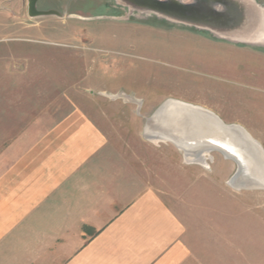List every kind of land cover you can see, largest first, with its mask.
<instances>
[{"label": "rangeland", "instance_id": "obj_1", "mask_svg": "<svg viewBox=\"0 0 264 264\" xmlns=\"http://www.w3.org/2000/svg\"><path fill=\"white\" fill-rule=\"evenodd\" d=\"M255 2L264 12V0ZM112 3L0 0V117L10 125L18 116L23 125L47 111L57 117L74 108L85 111L114 131L113 141L126 154L144 162L156 193L185 222L226 224L240 245L232 258L239 253L249 264H264V189L249 185L253 177L235 187L244 181H229L236 165L219 153L186 161L170 143H152L142 134L153 111L174 99L240 125L264 148V53L253 50L264 45L214 40L163 22L146 25L163 18L144 9L122 6V16H102ZM149 4L162 15L198 20ZM47 11L53 12L36 15ZM237 11L251 12L245 4ZM251 29L241 23L236 30ZM254 33L250 40L264 44V22Z\"/></svg>", "mask_w": 264, "mask_h": 264}, {"label": "crops", "instance_id": "obj_2", "mask_svg": "<svg viewBox=\"0 0 264 264\" xmlns=\"http://www.w3.org/2000/svg\"><path fill=\"white\" fill-rule=\"evenodd\" d=\"M111 2L106 15L122 16ZM11 120L0 117V264H249L232 258L226 224L185 222L85 111Z\"/></svg>", "mask_w": 264, "mask_h": 264}, {"label": "water", "instance_id": "obj_3", "mask_svg": "<svg viewBox=\"0 0 264 264\" xmlns=\"http://www.w3.org/2000/svg\"><path fill=\"white\" fill-rule=\"evenodd\" d=\"M114 1L125 6L128 10L150 11L164 20L206 31L216 38L244 44L264 45L250 42L254 32L259 30L260 25L264 22V12H260L255 7L257 5L255 0H125V3ZM150 2L161 8L175 10L180 14L198 16V20L188 21L184 18L175 16L172 18L165 14H159L148 8L151 6ZM244 4L251 10L250 13L245 14L237 11V7ZM30 5H32L31 1H29ZM52 12L47 11L36 15H49ZM241 23L246 28L248 24H251L252 31L242 34V31L236 30ZM142 134L144 138L147 135H153L154 138L170 143L182 153L202 150L227 153V159H231L236 165V170L229 181H245L248 178L247 173L254 169L244 167V163L247 159L252 160L255 152L258 151L257 154L264 161L263 149L243 127L226 124L207 109L174 99L165 100L153 111L145 121ZM258 178V180H262L261 177ZM253 179L252 182L255 181ZM257 189L264 188L257 187Z\"/></svg>", "mask_w": 264, "mask_h": 264}, {"label": "bare ground", "instance_id": "obj_4", "mask_svg": "<svg viewBox=\"0 0 264 264\" xmlns=\"http://www.w3.org/2000/svg\"><path fill=\"white\" fill-rule=\"evenodd\" d=\"M158 10V9H157ZM161 10V9H160ZM161 11H163V10H161ZM247 11V10H246ZM164 12V11H163ZM162 12V13H163ZM166 12V11H165ZM174 14V13H173ZM195 18V17H194ZM191 21V20H190ZM247 29V28H246ZM264 39V38H263ZM259 40V39H258ZM250 42H252V41H250ZM263 42V41H262ZM216 115V114H215ZM246 131V130H245ZM247 132V131H246ZM248 133V132H247ZM249 134V133H248ZM250 135V134H249ZM251 136V135H250ZM251 138L256 142V143H258L260 146H261V148L263 149V151H264V148L262 147V145L257 141V140H255L252 136H251ZM146 140H148V141H151L152 143L153 142H155V143H157V142H165V141H163V140H161V139H158V138H154V136L153 135H147L146 136V138H145ZM178 150V149H177ZM179 151V150H178ZM256 151H257V149H256ZM182 155H183V157H184V159L186 160V161H194V160H199L198 158L199 157H202L203 155H205L206 153H210V151H208V150H202V151H199V152H197V151H191V152H187V153H182L181 151H179ZM258 152V151H257ZM257 152H255V154H253V156H254V158L252 159V160H250L249 161V159H247V161H246V163H244V161H243V163H244V167H246V168H251L253 171L252 172H248L247 173V175H249V176H251V177H253L254 178V182H250V186H255V187H258V186H264V161L262 160V158L259 156V154H257ZM217 153H219L221 156H223L225 159H227V153H221V152H217ZM227 160H230V161H232L231 159H227ZM233 162V161H232ZM234 163V162H233ZM201 164V163H200ZM258 174V175H257ZM261 177L262 178V180L260 181V180H258L259 178L258 177ZM258 178V179H257ZM231 182V181H230ZM236 182V181H235ZM245 182H248V181H244V183H241V184H237V183H234V185H235V187H238V186H245L244 184H245ZM240 188V187H239ZM247 188V187H246ZM249 188V187H248Z\"/></svg>", "mask_w": 264, "mask_h": 264}, {"label": "flooded vegetation", "instance_id": "obj_5", "mask_svg": "<svg viewBox=\"0 0 264 264\" xmlns=\"http://www.w3.org/2000/svg\"><path fill=\"white\" fill-rule=\"evenodd\" d=\"M105 7H107V5H104ZM108 9V8H107ZM123 10L122 11H124V10H126L125 8H122ZM102 16H107V15H102ZM153 20V19H152ZM160 22H163V23H166L170 28H175V27H178V28H181V29H187V30H191V31H195V32H198V33H200V34H202V35H204V36H206L207 38H212V39H214V40H218L216 37H213L211 34H209L208 32H206V31H203V30H196V29H194V28H191V27H186V26H183V25H177V24H175V23H170V22H168L167 20H162V21H160L158 18H156V19H154L153 20V22H148V24H146V25H151V26H158V27H163V26H161L160 25ZM239 46V45H238ZM254 51H260V52H263L264 53V49L263 48H254L253 49Z\"/></svg>", "mask_w": 264, "mask_h": 264}]
</instances>
